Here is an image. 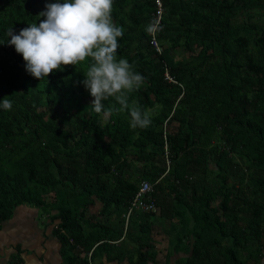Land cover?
Segmentation results:
<instances>
[{
  "label": "trees",
  "instance_id": "1",
  "mask_svg": "<svg viewBox=\"0 0 264 264\" xmlns=\"http://www.w3.org/2000/svg\"><path fill=\"white\" fill-rule=\"evenodd\" d=\"M159 1L157 50L154 0H113L117 59L144 77L128 102L151 119L133 129L114 97L93 110L82 83L91 58L37 80L7 43L57 0H0V227L20 204L38 209L54 222L60 264L111 252L159 264L157 228L164 264L172 251L183 253L174 264H264V0ZM141 180L157 212L133 210L123 233L109 217ZM94 199L101 219L85 224Z\"/></svg>",
  "mask_w": 264,
  "mask_h": 264
},
{
  "label": "clouds",
  "instance_id": "2",
  "mask_svg": "<svg viewBox=\"0 0 264 264\" xmlns=\"http://www.w3.org/2000/svg\"><path fill=\"white\" fill-rule=\"evenodd\" d=\"M112 5L113 0H57L46 5L40 13L45 19L39 24H29L19 34L9 29L7 36L11 39L7 43L22 55L26 72L37 80L91 58L82 83L94 98L93 110L100 113L102 102L114 97L121 108L128 110L130 127L145 129L151 124L148 113L128 102V94L139 89L144 77L126 59H117L123 29L113 23ZM159 30V20L146 28L149 34ZM2 107L10 110L12 103L3 99Z\"/></svg>",
  "mask_w": 264,
  "mask_h": 264
},
{
  "label": "crops",
  "instance_id": "3",
  "mask_svg": "<svg viewBox=\"0 0 264 264\" xmlns=\"http://www.w3.org/2000/svg\"><path fill=\"white\" fill-rule=\"evenodd\" d=\"M99 209L100 202L94 199L88 206V213L84 220L88 222L85 224L91 225L97 218L101 219L98 215ZM123 211V208H119L109 217L111 225L116 228L121 225L119 220L122 218ZM88 215L94 218L91 219ZM127 226L122 223L123 233ZM53 227L54 222L50 223L47 216L39 214L38 209L27 204L16 206L11 216L2 222L0 227V264H60L62 260L60 243L52 232ZM157 229V232L152 233L151 240L154 243V249L164 246L156 254V261L164 264L165 253L168 249L167 239L162 228ZM131 242L128 240L123 250H127ZM114 245L118 248L119 242L116 241ZM112 254L113 252L110 253ZM110 255L101 256L102 264H119L117 260L110 258ZM182 256L181 251H172L167 264H174L175 259ZM120 264H125V261L122 260Z\"/></svg>",
  "mask_w": 264,
  "mask_h": 264
},
{
  "label": "built area",
  "instance_id": "4",
  "mask_svg": "<svg viewBox=\"0 0 264 264\" xmlns=\"http://www.w3.org/2000/svg\"><path fill=\"white\" fill-rule=\"evenodd\" d=\"M154 2L156 5V11L154 14V21H155V20H160L161 5L159 0H154ZM150 43L155 47V49L158 50V46L152 34L150 37ZM164 76L168 81H173L166 72H164ZM163 124L165 125V122ZM165 160H166V164H168V160L167 159ZM163 174H165V172ZM152 185L153 183L147 180H141L139 182V185L136 191L134 192V195L130 199L129 204L126 206L123 213L121 214L124 226H126L128 216L133 210H138L147 213L157 212V205L155 203V198L152 195V187H153ZM89 254L90 252H87L86 254L87 258H89Z\"/></svg>",
  "mask_w": 264,
  "mask_h": 264
},
{
  "label": "rangeland",
  "instance_id": "5",
  "mask_svg": "<svg viewBox=\"0 0 264 264\" xmlns=\"http://www.w3.org/2000/svg\"><path fill=\"white\" fill-rule=\"evenodd\" d=\"M30 206V205H29ZM33 207V206H32ZM263 262H264V257L262 258Z\"/></svg>",
  "mask_w": 264,
  "mask_h": 264
}]
</instances>
